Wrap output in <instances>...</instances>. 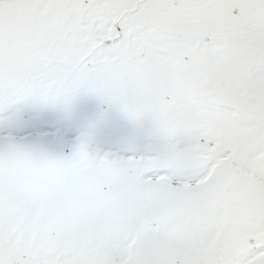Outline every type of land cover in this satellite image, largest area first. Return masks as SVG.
Listing matches in <instances>:
<instances>
[{
    "label": "snow or ice",
    "instance_id": "1",
    "mask_svg": "<svg viewBox=\"0 0 264 264\" xmlns=\"http://www.w3.org/2000/svg\"><path fill=\"white\" fill-rule=\"evenodd\" d=\"M0 264H264V0H0Z\"/></svg>",
    "mask_w": 264,
    "mask_h": 264
}]
</instances>
